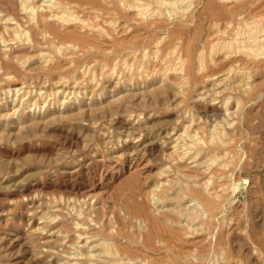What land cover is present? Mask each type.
<instances>
[{"label": "rangeland", "instance_id": "rangeland-1", "mask_svg": "<svg viewBox=\"0 0 264 264\" xmlns=\"http://www.w3.org/2000/svg\"><path fill=\"white\" fill-rule=\"evenodd\" d=\"M54 1L0 0V264H264V0Z\"/></svg>", "mask_w": 264, "mask_h": 264}, {"label": "bare ground", "instance_id": "bare-ground-1", "mask_svg": "<svg viewBox=\"0 0 264 264\" xmlns=\"http://www.w3.org/2000/svg\"><path fill=\"white\" fill-rule=\"evenodd\" d=\"M22 1H23V0H22ZM168 1H169V0H168ZM171 1H172V0H171ZM173 1H175V3L177 2L176 0H173ZM178 1H180V0H178ZM203 1L205 2V5L207 6V9H209L211 6H212V7L215 6V4H214V0H203ZM245 1H246V0H237L236 5H235L232 9H229V8H228V9L225 10V12H226L227 14L231 15V17H233L232 15L237 16V19H238V22H237V23H238L239 25H241V23H243V22L246 21V17H247V16H246V15H247L246 13H247V11L244 12L243 10H241V7L244 6ZM255 1H258V0H255ZM262 1H263V0H262ZM42 2H43V3L47 2V3H45V4H46V5H45L46 8H47V7L53 8V6L57 4L54 0H42ZM58 2H59V1H58ZM134 2H135V1H134ZM159 2H160V0H159ZM162 2H164V1H162ZM166 2H167V0H166ZM166 2H165V4H166ZM169 2H170V1H169ZM180 2H182V4H184L183 1H180ZM191 2H193V0H191L190 2L188 1L187 3L191 4ZM234 2H235V1H234ZM263 2H264V1H263ZM155 3H156V2H155ZM175 3H173V4H175ZM252 3H253V2H252ZM260 3H261V2H260ZM260 3H258V4H260ZM36 4H37V3H36ZM61 4H62V3H61ZM161 4H164V3H161ZM165 4H164V5H165ZM169 4H170V3H169ZM177 4H178V3H177ZM177 4H176V5H177ZM249 4H250V3H249ZM249 4H248V6H249ZM254 4H255V3H254ZM254 4H253V5H254ZM22 5H23V4H22ZM25 5H26V4H25ZM137 5H138V4H137ZM171 5H172V4H171ZM185 5H186V4H185ZM261 5H262V4H260V6H261ZM263 5H264V3H263ZM263 5H262V6H263ZM30 6H31V5H30ZM51 6H52V7H51ZM57 6H58V4H57ZM140 6H141V4H140ZM160 6H161V5H160ZM169 6H170V5H169ZM21 7H22V6H21ZM32 7H33V6H32ZM54 7H55V6H54ZM60 7H61V6H60ZM60 7H59V9H60ZM141 7H142V6H141ZM178 7H179V6H178ZM257 7H258V6H257ZM24 8H25V7H24ZM26 8L28 9V7H26ZM42 8H43V7H42ZM55 8H56V7H55ZM142 8H143V7H142ZM176 8H177V7H176ZM242 8H243V7H242ZM29 9H30L31 11L33 10V8L31 9L30 7H29ZM56 9H57V8H56ZM63 9H64V8H63ZM144 9H145V7H144ZM147 9H149V8H147ZM154 9H155V8H154ZM184 9H185V8H184ZM217 9H218V8H217ZM217 9H216V10H217ZM262 9H263V8H262ZM20 10H21V9H20ZM22 10H23V9H22ZM24 10H25V9H24ZM24 10H23V11H24ZM142 10H143V9H142ZM145 10H146V9H145ZM255 10L257 11L258 8L255 9ZM2 11H3V10H2ZM2 11H1V12H2ZM35 11H36V10H34V13H35ZM47 11H48V10H47ZM66 11H67V10H66ZM139 11H140V10H139ZM149 11H150V10H149ZM155 11H156V10H155ZM166 11H167V10H166ZM168 11H169V10H168ZM172 11H173V10H172ZM217 11H218V10H217ZM20 12H21V11H20ZM32 12H33V11H32ZM55 12H56V10H55ZM170 12H171V11H170ZM173 12H174V11H173ZM206 12H207V11H206ZM258 12H259V11L255 12V13H258ZM24 13L27 14V13H28L27 10H26ZM53 13H54V12H53ZM56 13H57V12H56ZM64 13H65V12H64ZM68 13H69V12H68ZM158 13H159V12H158ZM158 13H157V14H158ZM218 13H220V12H218ZM250 13H252V12H250ZM29 14H30V13H29ZM51 14H52V13H51ZM74 14H75V13H74ZM223 14H224V13H222L221 15H223ZM252 14H253V13H252ZM258 14H260V12H259ZM10 15H11V14H10ZM34 15H35V14H34ZM60 15H61V14H60ZM221 15H220V16H221ZM262 15H263V14H262ZM22 16H23V15H22ZM22 16H20V17L22 18ZM47 16H48V15H47ZM54 16H56V18H59V17H57V14L55 15V13H54ZM54 16H53V17H54ZM68 16H69V15H68ZM176 16H177V15H176ZM216 16H217V15H216ZM224 16H226V14H225ZM254 16H255V15H254ZM254 16H253V17H254ZM31 17H34V16H31ZM36 17H37V16H36ZM36 17H35V18H36ZM41 17H42V16H41ZM49 17H50V16H49ZM253 17H252V18H253ZM26 18H27V17H26ZM54 18H55V17H54ZM54 18H53V19H54ZM62 18H63V17H62ZM73 18H74V17H73ZM254 18H255V17H254ZM254 18H253V19H254ZM2 19H4V22H3V23H7V24L9 25V26H5V28L11 30L10 32H12V31H14V32L16 31V32H17V30H19L21 27H23L22 24H21V22H20L17 18H14V17H12V16H8V15H6V14H4V13H3V14L0 13V20L2 21ZM42 19H43V18H42ZM59 19H60V18H59ZM75 19H77V18H75ZM248 19H250V18H248ZM263 19H264V18H263ZM26 20H27V19H26ZM35 20H36V19H35ZM35 20H34V21H35ZM45 20H46V18H45ZM54 20H55V19H54ZM250 20H251V19H250ZM31 21H33L32 18H31ZM31 21H30V22H31ZM38 21H39V20H38ZM231 21H232V19H231ZM30 22H28V23H30ZM52 22H53V21H52ZM28 23H27V24H28ZM32 23H33V22H32ZM115 23H116V22H115ZM247 23H248V22H247ZM25 24H26V23H25ZM231 24H232V23H231ZM243 24H246V23H243ZM30 25H31V24H30ZM33 25H34V24H33ZM36 25L39 26L38 24H36ZM229 25H230V24H229ZM2 26H3V25H2ZM44 26H45V25H44ZM246 26H248V25H246ZM255 26H256V25H255ZM98 27H99V26H98ZM239 27L243 28L242 25L239 26ZM251 27H252V26H251ZM23 28H24V27H23ZM41 28H42V26H41ZM95 28H96V27H95ZM128 28H129V27H128ZM247 28H248V27H247ZM247 28H246V29H247ZM255 28H256V27H255ZM255 28L253 27L254 30H255ZM261 28H262V27H260V29H261ZM43 29H45V28H43ZM47 29H48V28H47ZM249 29H250V28H249ZM256 29H257V28H256ZM21 30H22V29H21ZM127 30H128V29H127ZM235 30H236V29H235ZM238 30H240V29H238ZM261 30H262V29H261ZM7 31H8V30H7ZM19 31H20V30H19ZM19 31H18V32H19ZM45 31H46V29H45ZM47 31H48V30H47ZM16 32H15V33H16ZM22 32H23V30H22ZM26 32L28 33L27 30H26ZM241 32H242V31H241ZM243 32H244V31H243ZM258 32H260V31H258ZM15 33H14V36H16ZM19 33H20V32H19ZM19 33H18V36H19ZM24 33H25V32H24ZM27 33H26V34H27ZM46 33H47V32H46ZM51 33H52V32H51ZM11 34L13 35V33H11ZM49 34H50V33H49ZM52 34H53V33H52ZM52 34H50V35H52ZM43 35H45V33H44ZM233 35H234V33H233ZM248 35H249V34H248ZM18 36H17V37H18ZM21 36H23V35H21ZM46 36H47V34H46ZM249 36H250V35H249ZM17 37H16V38H17ZM44 37H45V36H44ZM232 37H233V36H232ZM1 38H2V37H1ZM16 38H15V40H16ZM34 38H35V37H34ZM163 38H164V37H163ZM13 39H14V38H13ZM27 39H28V38H27ZM230 39H231V38H230ZM238 39H240V38H238ZM252 39H253V42H254L258 47H260L261 49L264 48V47H262V46H264V36H262L261 34H259V35H258V34H257V35H256V34H253V35H252ZM10 40H11V39H10ZM29 40H30V39H29ZM240 40H241V39H240ZM249 40H250V39H249ZM1 41H3V40L1 39ZM5 41H6V43H7V40H5ZM5 41H4V42H5ZM8 41H9V39H8ZM24 41H25V40H24ZM215 41H216V40H215ZM237 41H238V40H237ZM237 41H236V42H237ZM241 41H242V40H241ZM11 42H12V41H11ZM224 42H226V41H224ZM224 42H223V44H224ZM227 42H228V41H227ZM230 42H231V41H230ZM230 42H229V43H230ZM245 42H247V41H245ZM0 43H2V42H0ZM6 43H5V44H6ZM234 43H235V42H232V44H234ZM52 44H53V43H52ZM227 44H228V43H227ZM230 44H231V43H230ZM232 44H231V45H232ZM7 45H8V43H7ZM224 45H225V44H224ZM251 45H253V44L251 43ZM251 45H250V46H251ZM0 46H1V44H0ZM59 46H60V44H59ZM63 46H64V45H62V47H63ZM67 46H68V45H67ZM70 46H72V45H70ZM70 46H68V47H70ZM233 46H234V45H233ZM257 46H256V47H257ZM8 47H10V46H8ZM8 47H6V49H7ZM11 47H12V46H11ZM53 47H54V46H53ZM55 47H56V46H55ZM60 47H61V46H60ZM72 47L74 48V45H73ZM72 47H71V48H72ZM75 47H76V46H75ZM228 47H229V46H228ZM251 47H252V46H251ZM3 48H5V47H3ZM73 48H72V49H73ZM253 48H254V47H253ZM58 49H59V47H58ZM232 49H233V48H232ZM242 49H243V48H242ZM245 49L247 50V48H244V50H245ZM255 49H257V48H255ZM235 50H237V49H235ZM248 50H249V49H248ZM258 50H260V49H258ZM258 50H257V51H258ZM1 51H3V50H1ZM8 51H9V49H8ZM143 51H144V50H143ZM174 51H175V50H174ZM242 51H243V50H242ZM242 51H241V52H242ZM250 51H251V50H250ZM40 52H42V51H40ZM43 52H44V51H43ZM254 52H255V51H254ZM261 52H262V54H261ZM261 52H260V56H261V55H264V54H263V53H264V50L261 51ZM45 53H46V52H45ZM243 53L245 54V52H243ZM257 53H258V52H257ZM11 54H12V53H11ZM250 54H251V53H250ZM198 55H199V54H198ZM237 55H238V54H237ZM246 55H247V52H246ZM5 56H6V55H5ZM8 56H9V54L7 55V57H8ZM26 56H27V55H26ZM68 56H69V55H68ZM214 56H215V55H214ZM255 56H257V55H255ZM260 56H259V57H260ZM209 57H210V56H209ZM224 57H225V56H224ZM247 57H248V56H247ZM251 57H252V56H251ZM261 57H262V56H261ZM4 58H5V57H4ZM248 58H249V57H248ZM20 59H21V58H20ZM22 59H23V58H22ZM176 60H179V59H176ZM241 60H242V59H241ZM244 60H245V59H244ZM24 61H25V60H24ZM46 61H47V60H46ZM253 61H254V60H253ZM237 62H238V61H237ZM240 62H241V61H240ZM240 62H238V63H240ZM243 62H244V61H243ZM245 62H246V61H245ZM124 63H125V62H124ZM198 63H199V62H198ZM246 63H249V62H246ZM250 63H251V62H250ZM254 63H255V62H253V64H254ZM20 64H21V63H20ZM236 64H237V63H236ZM236 64H235V65H236ZM243 64H244V63H243ZM173 65H174V64H173ZM239 65H240V64H239ZM246 65H247V64H246ZM99 66H100V65H99ZM103 66H104V65H103ZM175 67H176V66H175ZM81 68H83V67H81ZM84 68H85V67H84ZM131 68H132V67H131ZM137 68H138V67H137ZM167 69H168V68H167ZM172 69H173V68H172ZM0 70H2V68H1ZM78 70H79V69H78ZM87 70H88V69H87ZM117 70H118V69H117ZM168 70H169V69H168ZM148 71H149V70H148ZM174 71H175V70H174ZM84 72H85V71H84ZM113 72H114V71H113ZM176 72H177V71H176ZM229 72H230V71H228V73H229ZM237 72H238V71H237ZM226 73H227V72H225L224 74H226ZM5 74H6V73H5ZM119 74H120V73H119ZM119 74H118V75H119ZM219 74H220V73H219ZM229 74H230V73H229ZM238 74H239V73H238ZM6 75H7V74H6ZM9 76H12V75H9ZM137 76H138V75H137ZM209 76H210V75H209ZM215 76H216V75H215ZM221 76H222V75H221ZM224 76H225V75H224ZM227 76H228V74H227ZM227 76H226V77H227ZM230 76H231V75H230ZM241 76H242V75H241ZM212 77H213V76H212ZM216 77H217V76H216ZM236 77H237V76H236ZM11 78H12V77H11ZM109 78H110V77H109ZM228 78H230V77L228 76ZM12 79H13V78H12ZM215 79H219V77H218V78H215ZM223 79H224V77H223ZM226 79H227V78H226ZM230 79H231V78H230ZM230 79H229V80H230ZM210 80H211V79H210ZM212 80H213V78H212ZM221 80H222V79H221ZM47 81H48V80H47ZM51 82H52V81H51ZM61 82H62V81H61ZM215 82H216V81H215ZM230 82H231V81H230ZM53 83H54V82H53ZM219 83H220V82H219ZM219 83H218V84H219ZM225 83H226V81H225ZM23 84H24V83H23ZM56 84H57V83H56ZM58 84H59V82H58ZM111 84H112V83H111ZM211 84H212V82H211ZM211 84H210V85H211ZM231 84H232V83H231ZM238 84H239V83H238ZM48 85H49V84H48ZM50 85H51V84H50ZM62 85H63V84H62ZM184 85H185V84H184ZM219 85H220V84H219ZM219 85H218V86H219ZM227 85H228V84H227ZM227 85H226L225 87H227ZM229 85H230V84H229ZM239 85H240V84H239ZM13 86H14V85H13ZM19 86H20V85H19ZM22 86H24V85H22ZM54 86H55V85H54ZM208 86H209V85H208ZM214 86H215V85H214ZM220 86H221V85H220ZM220 86H219V87H220ZM14 87H16V88H14V91H15V92H20V91H22V89H23V87H18L17 85L14 86ZM154 87H155V86H154ZM209 87H210V86H209ZM222 87H224V85H223ZM222 87H221V88H222ZM225 87H224V88H225ZM230 87H232V86L230 85ZM245 87H246V85L244 86V88H245ZM24 88H25V87H24ZM41 88H43V87H41ZM179 88H180V87H179ZM214 88H216V87H214ZM242 88H243V87H241V89H242ZM229 89H230V88H229ZM235 89H236V88H235ZM245 89H246V88H245ZM247 89H248V88H247ZM250 89H251V88H250ZM39 90H43V89H39ZM55 90H56V89H55ZM60 90L62 91V89H60ZM60 90H59V91H60ZM146 90H147V89H146ZM200 90H201V89H200ZM218 90H219V89H218ZM220 90H223V88L220 89ZM225 90H226V89H225ZM134 91H135V90H134ZM212 91H213V90H212ZM215 91H216V90H215ZM240 91H241V90H240ZM27 92H28V91H27ZM37 92H38V91H37ZM43 93H44V92H42V96H43ZM47 93H48V92H47ZM206 93H207V92H206ZM206 93H205V94H206ZM218 93L220 94L221 92H218ZM218 93H216V94H218ZM244 93H245V92H244ZM14 94H15V93H14ZM14 94H13V95H14ZM26 94H27V93H26ZM38 94H39V93H38ZM51 94H52V93H51ZM39 95H40V94H39ZM39 95H38V96H39ZM150 95H151V94H150ZM200 95H201V94H200ZM202 95H203V93H202ZM202 95H201V96H202ZM17 96H18V95H17ZM201 96H200V97H201ZM18 97H19V96H18ZM18 97H17V98H18ZM196 97H197V96H196ZM203 97H204V95H203ZM43 98H44V97H43ZM109 100H110V99H109ZM117 100H118V99H117ZM200 100H201V99H200ZM22 101H23V100H22ZM23 102H24V101H23ZM15 104H16V103H15ZM235 104H236V103H235ZM16 105H17V104H16ZM237 105H238V104H237ZM4 107H5V106H4ZM90 107H91V106H90ZM197 107H198V106H197ZM2 108H3V107H2ZM13 108H14V107H13ZM17 108H18V106H17ZM88 108H89V107H88ZM3 109H4V108H3ZM3 109H2V110H3ZM230 110H231V109H230ZM8 111H9V110H8ZM10 111H11V110H10ZM96 111H97V110H96ZM0 112H1V111H0ZM2 112H3V111H2ZM2 112H1V113H2ZM6 112H7V111H6ZM89 112H90V111H89ZM226 113H227V109H226ZM9 114H10V112H9ZM9 114H7V115H9ZM57 114H58V113H57ZM13 115H14V114H13ZM52 115H53V114H52ZM10 116H12V115H10ZM140 116H141V115H140ZM30 117H31V115H30ZM133 117H134V116H133ZM42 118H43V117H42ZM17 120H18V119H17ZM41 120H42V119H41ZM121 120H122V119H121ZM223 120H224V119H223ZM193 121H194V120H193ZM29 122H30V120H29ZM231 122H234V121H231ZM19 123H20V122H19ZM31 123H32V122H31ZM34 123H35V122H34ZM34 123H32V124H34ZM219 125H220V124H219ZM226 125H227V124H226ZM221 126H223V125H221ZM185 127H186V126H185ZM185 129H186V128H185ZM16 130H17V129H16ZM194 130H195V129H194ZM196 130H197V129H196ZM183 131H184V129H183ZM210 131H211V130H210ZM210 131H209V132H210ZM212 131H213V130H212ZM221 131H222V130H221ZM9 132H10V131H9ZM209 132H208V134H209ZM219 132H220V131H219ZM222 132H223V131H222ZM182 133H183V132H182ZM202 133H203V132H202ZM224 133H225V132H224ZM226 134H227V133H226ZM184 135H185V134H184ZM178 136H181V135H178ZM212 136H213V135H212ZM222 136H224V135H222ZM172 137H173V136H172ZM186 137H187V136H186ZM186 137H185V138H186ZM188 138H189V136H188ZM190 138H191V137H190ZM192 138H193V137H192ZM192 138H191V139H192ZM195 138H196V137H195ZM177 139H178V138H177ZM196 139H198V137H197ZM196 139H194V140H196ZM212 140H213V139H212ZM196 141H197V140H196ZM218 141H219V140H218ZM175 142H176V141H175ZM209 142H210V140H209ZM219 142H221V140H220ZM189 143H190V142H189ZM221 143H222V142H221ZM192 145H193V144H192ZM183 147H184V146H183ZM189 149H191V148H189ZM189 149H188V150H189ZM175 150H176V149H175ZM181 150H182V149H181ZM184 150H185V149H184ZM184 150L182 151L183 153H184ZM192 151H193V150H192ZM186 152H187V150H186ZM188 152H190V151H188ZM6 153H7V152H6ZM183 153H182V154H183ZM197 153H198V152H197ZM197 153H196V154H197ZM187 155H188V154H187ZM191 155H192V152H191V154H189V156H191ZM202 155H203V154H202ZM185 156H186V153H185ZM196 156H197V155H196ZM179 157H180V156H179ZM179 157L177 156V158H179ZM181 157H182V156H181ZM194 157H195V156H194ZM218 157H219V156H218ZM199 160H200V159H199ZM192 161H194V158H192ZM187 162H188V160H187ZM193 163H194V162H193ZM199 163H200V162H199ZM213 163H214V162H213ZM166 166H167V165H166ZM193 167H194V166H193ZM178 172H179V171H178ZM212 174H213V173H212ZM210 175H211V174H210ZM171 176H172V175H171ZM171 179H172V178H171ZM178 179H179V178H178ZM172 180H173V179H172ZM209 180H210V179H209ZM166 182H167V181H166ZM176 183H177V182H176ZM196 184H197V183H196ZM157 186H158V185H157ZM186 186H187V185H186ZM154 187H155V186H154ZM155 189H156V188H155ZM177 189H178V188H177ZM68 191H69V190H68ZM178 191H179V190H178ZM194 191H195V190H194ZM208 191H209V190H208ZM32 192H33V191H32ZM41 192H42V191H41ZM25 193H26V192H25ZM153 193H154V192H153ZM28 194H29V193H28ZM33 194H34V192H33ZM31 195H32V194H31ZM36 195H37V194H36ZM199 195H200V194H199ZM23 196H24V195H23ZM23 196H22V197H23ZM26 196L29 197L30 195H26ZM32 196H33V195H32ZM32 196H30V197L32 198ZM87 196H88V195H87ZM22 197H21V199H22ZM24 197H25V196H24ZM33 197H36V196H33ZM54 197H55V196H54ZM60 197H61V196H60ZM70 197H71V196H70ZM172 197H173V196H172ZM199 197H200V196H199ZM26 198H27V197H26ZM61 198L63 199V197H61ZM61 198H59V199H61ZM64 198H65V197H64ZM85 198H86V197H85ZM28 199H29V198H28ZM34 199H35V198H34ZM59 199L57 200V203H55V204H58V201H60ZM87 199H88V198H87ZM31 200H32V199H31ZM55 200H56V199H55ZM66 200H67V202H68V199H67V198H66ZM66 200H65V201H66ZM71 200H72V199H71ZM77 200H78V199H76V201H77ZM82 200H83V199H82ZM84 200H85V199H84ZM192 200H193V199H192ZM199 200H201V199H199ZM21 201H22V200H21ZM33 201H34V200H33ZM188 201H189V200H188ZM201 201H202V200H201ZM27 202H28V201H27ZM61 202H64V201L61 200ZM72 202H74V201H72ZM184 202H185V201H184ZM195 202H196V201H194V204H196ZM197 202L199 203V201H197ZM202 202H203V201H202ZM205 202L207 203V201H205ZM68 203H69V202H68ZM209 203H210V202H209ZM209 203H208V204H209ZM55 204H54V205H55ZM61 204H62V203H61ZM61 204H60V205H61ZM66 204H67V203H66ZM72 204H73V203H72ZM199 204H200V203H199ZM211 204H212V203H211ZM30 205H31V204H30ZM49 205H50V204H49ZM67 205H68V204H67ZM202 205H203V204H202ZM71 206H72V205H71ZM94 206H95V205H94ZM199 206H200V205H199ZM210 206H211V205H210ZM33 207H34V205H33ZM57 207H58V206H57ZM57 207H55V208H57ZM60 207H62V206H60ZM197 207H198V206H197ZM245 207H246V206H245ZM31 208H32V207H31ZM58 208H59V207H58ZM66 208H67V207H66ZM78 208H79V207H78ZM169 208H170V207H169ZM195 208H196V207H195ZM11 209H12V208H11ZM27 209H28V208H27ZM59 209H60V208H59ZM202 209H203V208H202ZM29 210H30V209H29ZM32 210H33V209H32ZM32 210H30V211H32ZM34 210H35V209H34ZM61 210H62V209H61ZM78 210H79L78 212L80 213V209H78ZM192 210H193V209H192ZM199 210H200V209H199ZM203 210H204V209H203ZM232 210H233V209H232ZM52 211H54V209H53ZM196 211H197V210H196ZM204 211H205V210H204ZM35 212H36V211H35ZM35 212H34V213H35ZM58 212H59V211H57V213H58ZM85 212H86V211H85ZM31 213H32V212H31ZM31 213H30V214H31ZM36 213H37V212H36ZM68 213H69V212H68ZM27 214H28V213H27ZM45 214H46V213H45ZM54 214H55V213H53V214H51V215H54ZM60 215H61V214H60ZM77 215H78V214H77ZM19 216H20V215H19ZM32 216H33V215H32ZM34 216H35V214H34ZM43 216H44V215H43ZM55 216H58V215L56 214ZM61 216H62V215H61ZM193 216H194V215H193ZM28 217H29V216H28ZM44 217H45V216H44ZM46 217H47V215H46ZM48 217H49V216H48ZM53 217H54V216H53ZM191 217H192V216H191ZM194 217H195V216H194ZM29 218H30V217H29ZM38 218H39V217H38ZM41 218H42V217H41ZM41 218H40V219H41ZM54 218H58V217H54ZM40 219H39V220H40ZM48 219H50L51 221H52V220L55 221V219H53L52 216H51L50 218H48ZM90 219H91V218H90ZM177 219H178V218H177ZM30 220H31V219H30ZM30 220H29V221H30ZM42 220H43L42 222H44V220H47V219H42ZM224 220H225V219H224ZM51 221H50V222H51ZM54 221H53V222H54ZM75 221H76V220H75ZM216 221H217V220H216ZM32 222H33V221H32ZM73 222H74V221H73ZM90 222H92V221H90ZM155 222H156V221H155ZM30 223H31V222H29V224H30ZM44 223H45V222H44ZM51 223H52V222H51ZM74 223H75V222H74ZM78 223H79V222H78ZM82 223H83V222H81V223H79V224H82ZM180 223H181V222H180ZM40 224L43 225V223H40ZM40 224H39V226H40ZM76 224H77V223H76ZM152 224H153V223H152ZM77 225H78V224H77ZM77 225H75V226H77ZM154 225H155V224H154ZM37 226H38V225H37ZM75 226H74V227H75ZM189 226H190V225H189ZM226 226H227V225H226ZM79 227L84 228V227H85V224H84V227H82L81 225H80V226H77V227H76V230H77ZM36 228H37V227H36ZM36 228H35V229H36ZM43 228H44V227H43ZM43 228H42V229H43ZM45 228H46V227H45ZM45 228H44V229H45ZM29 229H30V228H29ZM38 229H41V228L38 227ZM46 229H47V228H46ZM32 230H34V229H32ZM32 230L30 229V231H32ZM47 230H49V229H47ZM84 230H85V229H83V234H87V233H84V232L86 231V230H85V231H84ZM34 231H35V230H34ZM34 231H32V232H34ZM37 231H38V230H37ZM40 231H41V230H40ZM40 231H39V232H40ZM55 231H56V230H55ZM154 231H155V230H154ZM197 231H198V230H197ZM41 232L45 234V231H44V232L41 231ZM59 232H60V231H59ZM27 233H28V232H27ZM42 233H41V235H42ZM56 233H57V232H56ZM80 233H82V232H80ZM44 234H43V235H44ZM48 234H50V233H48ZM51 234H53V233L51 232ZM78 234H79V232H78ZM41 235H40V236H41ZM54 235H56V234H54ZM75 235H76V234H75ZM88 235H89V234H88ZM24 236H25V235H24ZM33 236H35V235H33ZM48 236H49V235H48ZM76 236H77V235H76ZM149 236H150V234H149ZM206 236H207V235H206ZM17 237H18V236H17ZM29 237H30V236H29ZM31 237H32V236H31ZM92 237L94 238L93 235H92ZM96 237H98L97 234H96ZM96 237H95V238H96ZM27 238H28V237H27ZM52 238H53V237H52ZM145 238H146V237H145ZM23 239H24V237H23ZM25 239H26V238H25ZM42 239H43V237H42ZM48 239H49V238H48ZM80 239H81V240H80ZM96 239H97V238H96ZM96 239H95V240H96ZM152 239H153V238H152ZM26 240H28V239H26ZM40 240H41V239H40ZM76 240H79V242H81V244L79 245V247H81V248H83L84 250H86V251H85L86 253L83 254V255H84V260H85V258L90 259V258H94V257H97V256L100 257L101 254H100L98 251H97V253H94L93 250H95V249L92 250V247H93V245H95V244H91V246H89L90 243H92V242L95 241L94 239H92L91 237H89V236H87V235L85 236V235L79 234L78 239H76ZM97 240H98V239H97ZM104 240H105V239H104ZM150 240H151V239H150ZM18 241H19V240H18ZM29 241H30V240H29ZM29 241H28V244H30ZM51 241H52V240H51ZM100 241H101V240H100ZM105 241H106V240H105ZM146 241H148V240H146ZM26 242H27V241H26ZM32 242H33V239H32V241H31V243H32ZM44 242H46V241L44 240ZM44 242H43V243H44ZM102 242H103V241H102ZM151 242H152V240H151ZM18 243H20V242H18ZM33 243H34V242H33ZM53 243H54V242H53ZM56 243H57V242H56ZM94 243H96V242H94ZM100 243H101V242H98V241H97V245H99ZM106 243H107V241H106ZM106 243L104 242L105 246H106ZM76 244H77V243H76ZM76 244H75V245H76ZM102 244H103V243H102ZM102 244H100L99 246H101ZM107 244H108V243H107ZM112 244H113V243H112ZM146 244H147V243H146ZM30 245H31V244H30ZM97 245H96V246H97ZM108 245H109V244H108ZM149 245H150V244H149ZM33 246H34V245H33ZM77 246H78V245H77ZM150 246H151V245H150ZM27 247H28V246H27ZM30 247H31V246H30ZM35 247H37V246H35ZM43 247H44V246H43ZM43 247H42V249H43ZM47 247H48V246H47ZM106 247H107V246H106ZM37 248H38V247H37ZM73 248H74V246H73ZM81 248H80V249H81ZM94 248H95V246H94ZM100 248H101V247H100ZM100 248H98V249H100ZM35 249H36V248H35ZM50 249H52V248H50ZM50 249H44V250H49V252H50ZM74 249H75V248H74ZM76 249H77V248H76ZM76 249H75V250H76ZM78 249H79V248H78ZM78 249H77V251H78ZM80 249H79L78 252H79V253H82V252H80ZM105 249H106V248H105ZM30 250H31V249H30ZM30 250H29V251H30ZM36 250H37V249H36ZM81 250H82V249H81ZM96 250H97V248H96ZM31 251H32V250H31ZM31 251H30V255H31ZM101 251H102V250H100V252H101ZM105 251H106V250H105ZM105 251H103V252H101V253L103 254ZM37 252H38V251H37ZM37 252H36V255H33V254H32V255H33V256H37V254H38V256H39V253H37ZM39 252H40V251H39ZM92 252H93V253H92ZM41 253L43 254V252H40V255H41ZM47 253H48V251H47ZM47 253H46V254H47ZM98 253H99L100 255H99ZM34 254H35V252H34ZM48 254H49V253H48ZM53 254L56 255V253H54V252H53ZM57 254H59V252H58ZM72 254L74 255V252H73ZM75 254L79 255L77 252H75ZM108 254H110V253L108 252ZM69 255H71V254H69ZM80 255H81V254H80ZM38 256H37V257H38ZM56 256H57V255H56ZM101 256H102V255H101ZM30 257H32V256H30ZM40 257H41V256H40ZM42 257H43V256H42ZM73 257H74V256H73ZM73 257H71V258H73ZM75 257L78 258V256H75ZM179 257H180V256H179ZM34 258H36V257H33V259H34ZM64 258H70V257H69V256H66V257H64ZM71 258H70V259H71ZM101 258H102V257H101ZM105 258H108V257H105ZM180 258H181V257H180ZM39 259H40V258H39ZM96 259H97V258H96ZM118 259H121V258H118ZM126 259H127V258H126ZM221 259H222V258H221ZM67 260H68V259H65V260H63V261H66V263H67ZM76 260H78V259H76ZM104 260H106V259H104ZM121 260H122V259H121ZM214 260H215V259H214ZM38 261H39V260H38ZM59 261H60V260H59ZM91 261H92V260H91ZM109 261H110V260H109ZM112 261H113V260H112ZM117 261H119V260H117ZM178 261H179V260H178ZM183 261H184V260H183ZM183 261H182L181 263H183ZM34 262H35V261H34ZM57 262H58V261H57ZM60 262H62V261H60ZM68 262H69V260H68ZM70 262H71V261H70ZM70 262H69V263H70ZM73 262L75 263V259L73 260ZM73 262H71V263H73ZM78 262H79V261H78ZM143 262H144V261H143ZM36 263H37V262H36ZM64 263H65V262H64ZM69 263H67V264H69ZM71 263H70V264H71ZM76 263H77V262H76ZM114 263H116V262H114ZM117 263H118V262H117ZM117 263H116V264H117ZM120 263H121V262H120ZM120 263H118V264H120ZM184 263H185V261H184ZM184 263H183V264H184ZM78 264H79V263H78ZM91 264H92V263H91Z\"/></svg>", "mask_w": 264, "mask_h": 264}]
</instances>
